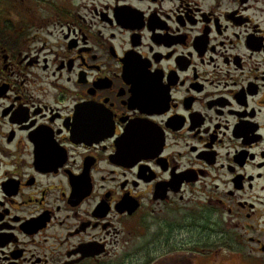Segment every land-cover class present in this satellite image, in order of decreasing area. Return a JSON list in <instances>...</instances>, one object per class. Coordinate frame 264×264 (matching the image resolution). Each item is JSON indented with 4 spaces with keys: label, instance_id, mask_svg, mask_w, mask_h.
I'll return each instance as SVG.
<instances>
[{
    "label": "flooded vegetation",
    "instance_id": "1",
    "mask_svg": "<svg viewBox=\"0 0 264 264\" xmlns=\"http://www.w3.org/2000/svg\"><path fill=\"white\" fill-rule=\"evenodd\" d=\"M6 1L0 261L264 264V0Z\"/></svg>",
    "mask_w": 264,
    "mask_h": 264
},
{
    "label": "rangeland",
    "instance_id": "2",
    "mask_svg": "<svg viewBox=\"0 0 264 264\" xmlns=\"http://www.w3.org/2000/svg\"><path fill=\"white\" fill-rule=\"evenodd\" d=\"M2 3H6V0H0ZM31 6H35V3H30ZM144 232H140L138 237L133 239V242L129 247L125 249L124 255L119 259H114L107 264H147V260L149 259L148 251L149 245L152 244L153 238H155V233L152 230H144ZM168 234H174L172 231H166ZM19 240L21 241L22 248H27L29 250H33V246L29 244L30 240L24 238L22 235H19ZM0 264L5 263L4 260L0 261Z\"/></svg>",
    "mask_w": 264,
    "mask_h": 264
}]
</instances>
